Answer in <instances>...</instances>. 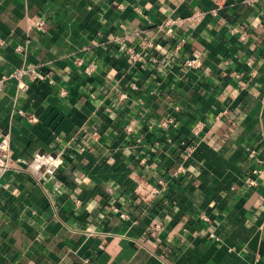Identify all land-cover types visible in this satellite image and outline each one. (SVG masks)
<instances>
[{
	"label": "crops",
	"instance_id": "obj_1",
	"mask_svg": "<svg viewBox=\"0 0 264 264\" xmlns=\"http://www.w3.org/2000/svg\"><path fill=\"white\" fill-rule=\"evenodd\" d=\"M2 78L0 264H264V0H0Z\"/></svg>",
	"mask_w": 264,
	"mask_h": 264
},
{
	"label": "built area",
	"instance_id": "obj_2",
	"mask_svg": "<svg viewBox=\"0 0 264 264\" xmlns=\"http://www.w3.org/2000/svg\"><path fill=\"white\" fill-rule=\"evenodd\" d=\"M216 2H218V0H216ZM41 24H42V22L38 21V25H41ZM125 45L127 46L126 52H127L129 58L132 61L137 62V61H140V60L143 59L144 51L137 50V49L131 47L130 45L127 44V42H125ZM22 48H23L22 45H18L16 47V49H18V50H21ZM196 62H197V59L196 58H192V59L186 60L185 63L188 66H193V65L196 64ZM86 71L89 74H91L92 71H93V65L91 64V65L87 66ZM26 73H27V70L25 68H21L18 71L12 72L10 74V76L17 78L19 89H25L26 88V85H25V83H24V81L22 79L24 74H26ZM3 79L4 78H2L0 80V89H1V85H2ZM17 111H18L19 114L29 118L31 121L36 119L32 115L26 114V112L23 109L19 108ZM9 149H10V135H9V133L4 132V130L2 128V125H1V122H0V169L2 170L3 173L10 169V165H9ZM259 171L260 170L256 168L254 170V173L256 174ZM250 182L255 184L256 180L252 179Z\"/></svg>",
	"mask_w": 264,
	"mask_h": 264
}]
</instances>
